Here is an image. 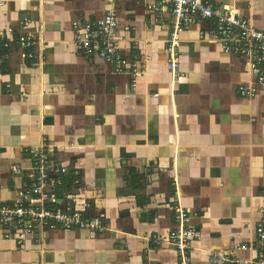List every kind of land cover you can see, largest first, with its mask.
<instances>
[{"label":"crops","instance_id":"crops-1","mask_svg":"<svg viewBox=\"0 0 264 264\" xmlns=\"http://www.w3.org/2000/svg\"><path fill=\"white\" fill-rule=\"evenodd\" d=\"M264 31V0H211ZM154 0H0V202L21 187L12 168L47 145L79 179L108 230H54L19 245L0 224V264H179L174 207L201 234L190 264H257L264 220V95L243 98L254 77L208 37L211 23L180 35L172 72L173 16ZM118 14L117 48L143 74L117 73L76 45L73 22ZM36 45L24 50L19 38ZM35 52V60L24 52ZM264 246V245H263ZM226 261V263H222Z\"/></svg>","mask_w":264,"mask_h":264},{"label":"built area","instance_id":"built-area-1","mask_svg":"<svg viewBox=\"0 0 264 264\" xmlns=\"http://www.w3.org/2000/svg\"><path fill=\"white\" fill-rule=\"evenodd\" d=\"M153 11L168 9L173 16V26L168 40L171 58L169 65L173 73L178 66L177 46L180 35L189 27L211 23L208 37L216 39L223 46L224 53L235 55L245 61L254 81L240 89L243 98L254 99L264 95V31L253 22L225 8H219L211 0H154ZM118 14L115 9L107 11L101 19L73 22L76 45L88 57H97L112 65L117 73L127 72L133 84L143 74L142 67L134 64L127 71L128 60L117 48ZM6 34L0 36V46L5 43ZM2 43V44H1ZM18 44L24 50H31L35 41L30 36L19 38ZM23 56L35 60V52H24ZM48 146L30 150L29 168L13 167L14 175L21 179L16 199L10 203L0 202V224L6 230L5 237L15 239L19 245L27 239L38 240L54 230L92 231L102 233L108 230L103 214L92 215L90 202L78 207L75 191L80 182L72 178L67 167L55 164L47 153ZM189 211L182 205L174 207L177 228L170 233L171 244L179 254V264H190L189 250L201 237L200 232L189 225ZM253 244L264 247V220L256 228ZM226 263V261H222ZM257 264H264V251L260 252Z\"/></svg>","mask_w":264,"mask_h":264}]
</instances>
